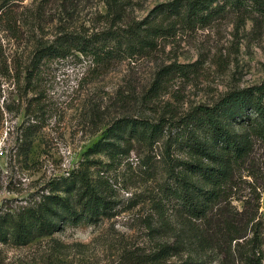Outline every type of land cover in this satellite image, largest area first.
Instances as JSON below:
<instances>
[{
	"label": "rangeland",
	"instance_id": "1",
	"mask_svg": "<svg viewBox=\"0 0 264 264\" xmlns=\"http://www.w3.org/2000/svg\"><path fill=\"white\" fill-rule=\"evenodd\" d=\"M116 1L114 6L112 0H0V105L22 102L19 114L4 112L0 123V214L34 203L49 194L54 180L71 173L83 175L114 202L113 213L97 224L66 226L25 247L0 244V264H145L157 247L173 244L186 230V220L170 207L160 216L156 205L166 168L164 147L134 142L128 155L113 162L95 144L119 118L179 117L264 81V10L228 6L207 24H172L176 20L163 18L160 24H144L143 30L159 28V35L132 54L122 45L107 66L74 51L37 63L36 80L27 77L39 47L65 34L125 31L173 0ZM30 99L39 106L40 128L28 156L14 157L17 128ZM33 106L29 110L37 109ZM246 168L252 175L243 179L260 194L264 239L261 143L255 142ZM58 193L76 198L75 192ZM237 195L232 204L241 209ZM188 256L194 258L184 250L161 264H184ZM212 264H221L220 257Z\"/></svg>",
	"mask_w": 264,
	"mask_h": 264
},
{
	"label": "trees",
	"instance_id": "2",
	"mask_svg": "<svg viewBox=\"0 0 264 264\" xmlns=\"http://www.w3.org/2000/svg\"><path fill=\"white\" fill-rule=\"evenodd\" d=\"M112 2L114 6L117 4L116 0ZM227 6L236 10L250 7L264 10V0H173L158 5L149 18L125 31L118 32L112 27L90 36L65 34L36 50V57L26 69L27 77L36 80L37 63L63 58L74 51L90 57L96 66H107L115 60L122 45L132 54L149 45V37L159 35V28L152 25L143 30L142 25L160 24L162 18L176 20L172 24H207ZM6 74L11 77L7 70ZM18 83V79L13 82L15 87ZM30 100L24 107L25 119L17 128L14 157L28 156L32 138L40 128L36 117L39 106ZM21 103L18 100L7 105L3 101L0 123L4 112L19 114ZM30 106L37 109L31 111ZM134 142L147 146L162 143L166 168L156 205L160 216L170 207L180 219L186 220L183 228L186 230L177 233L175 242L157 247L146 257L145 264H161L184 250L194 254L184 264H212L215 257H220L221 264H263L260 194L243 178L252 175L246 167L255 142L264 146V81L229 92L212 105H197L179 117H160L156 122L119 118L106 128L95 145L107 150L111 161L117 162L128 155ZM71 174L54 180L49 194L34 203L0 214V244L25 247L64 231L66 226L97 224L113 213V201L99 194L83 175L71 177ZM58 191L75 192L76 198L72 201ZM234 194H238L241 209L232 204Z\"/></svg>",
	"mask_w": 264,
	"mask_h": 264
}]
</instances>
